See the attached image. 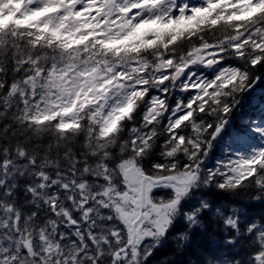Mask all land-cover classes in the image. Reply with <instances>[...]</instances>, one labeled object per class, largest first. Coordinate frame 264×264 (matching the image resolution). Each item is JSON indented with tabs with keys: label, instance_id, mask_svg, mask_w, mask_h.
Wrapping results in <instances>:
<instances>
[{
	"label": "snow or ice",
	"instance_id": "obj_1",
	"mask_svg": "<svg viewBox=\"0 0 264 264\" xmlns=\"http://www.w3.org/2000/svg\"><path fill=\"white\" fill-rule=\"evenodd\" d=\"M0 264H264V0H0Z\"/></svg>",
	"mask_w": 264,
	"mask_h": 264
}]
</instances>
